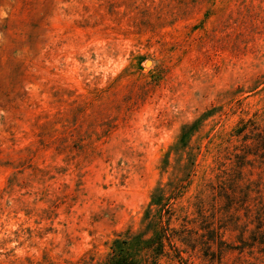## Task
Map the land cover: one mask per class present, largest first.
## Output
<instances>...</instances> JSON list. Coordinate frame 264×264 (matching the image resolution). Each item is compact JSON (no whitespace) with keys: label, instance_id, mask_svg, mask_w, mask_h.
<instances>
[{"label":"rangeland","instance_id":"obj_1","mask_svg":"<svg viewBox=\"0 0 264 264\" xmlns=\"http://www.w3.org/2000/svg\"><path fill=\"white\" fill-rule=\"evenodd\" d=\"M261 132L264 0H0V264H264Z\"/></svg>","mask_w":264,"mask_h":264},{"label":"trees","instance_id":"obj_2","mask_svg":"<svg viewBox=\"0 0 264 264\" xmlns=\"http://www.w3.org/2000/svg\"><path fill=\"white\" fill-rule=\"evenodd\" d=\"M258 148H260L263 151L262 157L264 158V133H258ZM118 241L114 242V245H117ZM122 244H125V241L122 242ZM103 264H136V262L130 257L119 254L112 255L105 263Z\"/></svg>","mask_w":264,"mask_h":264}]
</instances>
